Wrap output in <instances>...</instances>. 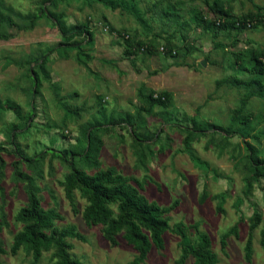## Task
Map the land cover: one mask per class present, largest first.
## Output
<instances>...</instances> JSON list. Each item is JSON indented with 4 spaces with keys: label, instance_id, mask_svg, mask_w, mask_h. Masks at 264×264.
<instances>
[{
    "label": "rangeland",
    "instance_id": "rangeland-1",
    "mask_svg": "<svg viewBox=\"0 0 264 264\" xmlns=\"http://www.w3.org/2000/svg\"><path fill=\"white\" fill-rule=\"evenodd\" d=\"M116 1L112 10L94 0H65L56 8L0 0V264H33L25 248L12 252L22 230L15 217L27 204L25 177L42 208L59 214L54 226L73 227L84 238L67 239L72 258L131 264L135 251L120 236L113 246L101 226L85 224L80 192L66 196L64 153L67 159L74 154L76 167L88 174L113 168L136 180L141 187L130 184L150 202L174 205L165 247L152 249L148 264H175L180 237L172 229L179 223L191 242L194 225L208 237L218 264H264V98L251 82L264 83V76L249 71L252 54L264 47V0H220L231 21L250 22L244 29L212 25L219 18L216 0ZM41 8L46 15L30 29L9 24L8 17L28 25L15 14H41ZM50 12L66 29L84 25L92 42L74 36L77 45L67 49ZM123 36L136 52L126 54ZM43 57L44 72L37 65ZM34 70L40 78L35 94ZM162 93L169 95L165 106L143 102ZM193 119L204 131H193ZM252 150L263 161L258 180L249 165ZM19 154L41 155L30 163ZM56 261L49 249L36 264Z\"/></svg>",
    "mask_w": 264,
    "mask_h": 264
},
{
    "label": "trees",
    "instance_id": "trees-1",
    "mask_svg": "<svg viewBox=\"0 0 264 264\" xmlns=\"http://www.w3.org/2000/svg\"><path fill=\"white\" fill-rule=\"evenodd\" d=\"M43 3H48L51 7L56 8L59 3L65 0H39ZM103 4L109 9H116L119 3L116 0H94ZM219 14V18L212 22V25L218 27H231L234 29H244L249 26L250 22L231 21L229 10L222 6L220 0H216L213 4ZM10 14H14L12 10L7 9ZM46 15V12L41 8V14H29L27 16L17 15L18 18L28 21V25L18 26L11 18L8 17L9 24L15 26L18 30H28L34 23L41 19V15ZM56 22L63 37V43L67 49L77 45L71 40L74 36H85L91 43L93 33L84 25H75L66 29L61 24L60 16L50 12ZM201 21V20H200ZM203 21V20H202ZM8 37V36H5ZM126 43L125 52L128 55L133 54L137 50V46L133 44L126 36H123ZM252 69H249L251 74L264 76V47L259 53L252 54ZM46 61L43 60L38 65V68L44 72ZM34 80L33 94L38 92L40 87V78L36 70L32 71ZM252 84L258 88L260 97L264 98V83L259 79L254 78ZM223 83V81H221ZM238 80L233 81L234 85H239ZM169 95L166 93L159 94L156 97L149 95L143 98L148 108L153 106H165V101ZM1 105V104H0ZM244 123L248 122L247 116H242ZM193 131H204L203 128H196V120L193 119ZM19 153V150H17ZM41 155V154H40ZM40 155L33 158L19 154V158L30 163L38 162ZM67 159L65 153L60 155V159L69 166V173L64 178V189L66 196L71 199L72 191L78 190L81 196L86 201V206L82 212V218L87 226H101L103 238L113 246L118 244L119 236L133 248L135 256L131 264H148L147 257L152 249H164V234L170 231L167 214L174 208L172 205L169 208L160 207L157 203L150 202L138 189L133 187L130 182L134 181L139 187L141 185L133 178L126 177L118 173L113 168L97 170L92 174L86 173L76 167L73 159ZM249 165L251 167L252 178L258 180L263 174V161L251 151L249 154ZM16 175H20L17 174ZM28 184L26 186L27 204L22 207L16 215V220L22 224V230L15 236L12 252H16L21 247L25 248L32 257V263L36 264L42 257L44 251L54 249L57 261L54 264H84L82 261L72 258L68 254L70 245L67 239H77L83 241L84 238L73 228H57L54 226V221L60 219L59 214L54 209H43L38 197V190L33 185V181L29 177H25ZM116 208V212L112 207ZM221 211V208L218 207ZM5 217L2 215V222ZM261 219L256 215L255 225L260 223ZM191 229L196 234V242H191L187 237V228L179 223L176 224L174 233L180 237V256L175 264H184L188 258L194 260V264H218L217 257L211 248V241L204 234L199 233L197 226L194 225ZM224 244V243H223ZM260 245L264 251V223L260 232ZM3 249L0 245V255L3 254ZM247 256H250V248H246Z\"/></svg>",
    "mask_w": 264,
    "mask_h": 264
},
{
    "label": "water",
    "instance_id": "water-1",
    "mask_svg": "<svg viewBox=\"0 0 264 264\" xmlns=\"http://www.w3.org/2000/svg\"><path fill=\"white\" fill-rule=\"evenodd\" d=\"M205 65H206L205 60L201 61V66H205Z\"/></svg>",
    "mask_w": 264,
    "mask_h": 264
}]
</instances>
